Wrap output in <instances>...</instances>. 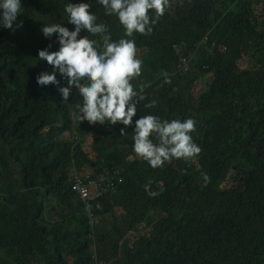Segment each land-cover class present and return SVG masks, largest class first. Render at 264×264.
Wrapping results in <instances>:
<instances>
[{"label":"trees","instance_id":"trees-1","mask_svg":"<svg viewBox=\"0 0 264 264\" xmlns=\"http://www.w3.org/2000/svg\"><path fill=\"white\" fill-rule=\"evenodd\" d=\"M20 2L13 29L0 26V264H264V0H170L150 35L124 37L143 61L131 83L145 97L127 127L79 123L74 86L65 102L36 83L53 71L38 50L59 48L43 25L74 29L65 4L89 3L114 41L118 18L99 0ZM196 51L186 72L180 57ZM147 114L194 119L199 155L156 169L136 157L134 122ZM72 168L117 188L83 201ZM145 184L164 191L150 198Z\"/></svg>","mask_w":264,"mask_h":264},{"label":"clouds","instance_id":"clouds-1","mask_svg":"<svg viewBox=\"0 0 264 264\" xmlns=\"http://www.w3.org/2000/svg\"><path fill=\"white\" fill-rule=\"evenodd\" d=\"M99 4L106 15L118 18L124 29V36L118 41L112 40L108 25L97 22L98 18L90 10L89 3L65 4L67 21L74 25V29L69 30L60 23L43 25V36L51 37L56 34L59 48L56 51H49L47 48L38 50V59L46 61L53 71L39 73L36 83L40 86L57 85L61 99L65 102L74 86L82 98V102L75 104L72 112V118L79 123H120L127 127L133 124L137 102L145 97L144 86L141 85L137 91L131 83L141 76L143 61L137 57L135 40L124 37L150 35L152 26L170 7V0H99ZM20 12V0H0V26L13 29ZM150 12L154 14L150 15ZM19 26H22V22L17 24ZM81 30L99 37V40L89 39L88 35L80 36ZM57 72L66 81V86H59ZM163 83H171L167 74ZM143 106L155 108L157 100L153 99ZM196 123L192 118L181 121L162 120L153 114L140 116L134 122L132 150L136 157L146 161L153 169L162 168L173 159L189 161L201 152L191 135L196 131ZM125 132L124 128L120 129L121 135ZM143 188L150 198L157 197L164 191L162 186L153 191L150 184L143 185ZM90 209L91 205H86V210Z\"/></svg>","mask_w":264,"mask_h":264},{"label":"built area","instance_id":"built-area-1","mask_svg":"<svg viewBox=\"0 0 264 264\" xmlns=\"http://www.w3.org/2000/svg\"><path fill=\"white\" fill-rule=\"evenodd\" d=\"M181 63L186 72L192 70L191 59L181 56ZM72 190L83 201H93L117 188V183L113 178L99 174L80 175L75 168L71 169ZM92 216V215H91Z\"/></svg>","mask_w":264,"mask_h":264},{"label":"rangeland","instance_id":"rangeland-1","mask_svg":"<svg viewBox=\"0 0 264 264\" xmlns=\"http://www.w3.org/2000/svg\"><path fill=\"white\" fill-rule=\"evenodd\" d=\"M190 57H191V59H192V65H195V63L198 61V58H199V51H196V52L193 53ZM169 72H170V71H169ZM170 75H174V74H170ZM196 90H198V89L196 88ZM198 91H199V90H198ZM88 142H89V139H88ZM113 260H114V257L111 256V257H109L108 260H107L105 263H103V264L110 263V262L113 261Z\"/></svg>","mask_w":264,"mask_h":264}]
</instances>
